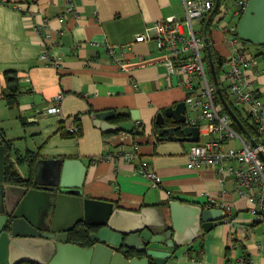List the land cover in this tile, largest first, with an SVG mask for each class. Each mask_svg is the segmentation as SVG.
Listing matches in <instances>:
<instances>
[{
	"label": "crops",
	"instance_id": "0c3cea01",
	"mask_svg": "<svg viewBox=\"0 0 264 264\" xmlns=\"http://www.w3.org/2000/svg\"><path fill=\"white\" fill-rule=\"evenodd\" d=\"M234 3L226 0L229 8ZM70 4L75 11L68 10ZM240 16L223 10L209 23L211 45L223 58L231 54L232 32L225 33L221 24L237 29ZM171 17L184 19V0H0V141L11 142L13 170L24 180L34 176L40 158L80 160L87 169L83 197L112 201L117 207L157 206L169 217L173 199L204 208L215 207L213 201L231 206L225 218L191 244L176 249L153 244L173 252L165 264H264V220L251 214L236 181L226 175L222 181L216 165L191 168L192 142L158 140L153 133L157 114L184 101L186 92L167 74L165 52L154 42H135V37L153 22ZM202 24L196 22L195 30L201 31ZM247 50L256 65L246 78L264 100V45L247 42ZM7 72L19 77L14 105L4 97ZM59 95L61 112L46 113ZM109 113L113 125L133 121V113L139 118L131 131H104L91 116ZM117 115L122 119L112 121ZM61 126L68 132L80 128L81 135L64 137ZM136 146L132 162L116 157ZM28 152L38 155L33 167L25 159ZM107 154L114 159L106 160ZM141 163L157 172L163 188H153L137 171Z\"/></svg>",
	"mask_w": 264,
	"mask_h": 264
},
{
	"label": "water",
	"instance_id": "95a60500",
	"mask_svg": "<svg viewBox=\"0 0 264 264\" xmlns=\"http://www.w3.org/2000/svg\"><path fill=\"white\" fill-rule=\"evenodd\" d=\"M219 4L220 0H216L204 26L209 67L226 111L237 128L257 146L225 98L218 79L208 26ZM237 32L246 42L264 45V0L247 1L237 23ZM185 109V101H180L157 114L158 140L199 141V128L184 126ZM109 115L112 114L91 117L104 131L112 128L131 131L139 118L133 113V121L113 125L108 123ZM260 156L264 162V153ZM6 159L7 147L0 141V264L26 261L37 264H165L173 252L153 244L172 249L191 244L226 216L222 208H204L180 199L169 201L167 217L164 208L157 206L130 210L105 199L83 197L87 169L80 160L73 158H40L35 163L33 177L25 179L23 184L9 183ZM80 222L92 228L89 247L69 242L70 231ZM132 251L145 255L126 257L125 254Z\"/></svg>",
	"mask_w": 264,
	"mask_h": 264
},
{
	"label": "built area",
	"instance_id": "2783aa9c",
	"mask_svg": "<svg viewBox=\"0 0 264 264\" xmlns=\"http://www.w3.org/2000/svg\"><path fill=\"white\" fill-rule=\"evenodd\" d=\"M247 1L235 0L234 6L229 8L223 0L221 13L224 10L226 15L233 13L240 16ZM215 4L216 0H184V19L171 17L155 21L137 34L135 42H154L164 51L167 74L176 77V84L185 89L184 126L198 127L200 134L199 141L190 145L189 166L216 165L222 181L225 175L236 181L239 193L250 203V212L255 219L264 220V162L260 156L261 152L264 153V100L246 78V71L255 67L256 59L249 55L247 42L236 33V26L232 28L223 21V31L232 32L231 54L224 58L217 75L224 95L225 92L228 94L232 105L253 128L254 134L251 135L257 143L254 146L234 126L232 117L222 104L205 54L204 31L194 28L196 22L207 19ZM15 8L25 10L22 4H15ZM68 10L75 11L71 4ZM59 21L63 23L65 17L60 16ZM42 26L48 29L46 23ZM109 49L112 52L116 50L113 47ZM42 57L49 60L48 52H43ZM61 98L62 95L54 98V105L48 106L46 113L61 112ZM232 142L236 144L232 145ZM136 148L120 152L116 157L132 162L138 155ZM114 156L107 154L105 159L110 161ZM137 171L150 181L153 188L164 187L162 178L146 164L141 163ZM167 193L173 196L172 191ZM210 205L227 212L231 210L229 204L220 207L213 201Z\"/></svg>",
	"mask_w": 264,
	"mask_h": 264
},
{
	"label": "trees",
	"instance_id": "16d2710c",
	"mask_svg": "<svg viewBox=\"0 0 264 264\" xmlns=\"http://www.w3.org/2000/svg\"><path fill=\"white\" fill-rule=\"evenodd\" d=\"M222 2H223V0H220V4H219L218 9L215 12V16L221 12ZM205 21H203V24H202V30H201L202 32L204 31ZM210 26H211V24L209 25V29H210ZM236 33L238 34V32H236ZM208 34L210 36V30H208ZM211 46L213 48V57H214L215 65H216V70H217V73L220 74V68H221V64H222L224 58L215 52L213 43ZM5 77H6V82H7V86H6L7 92H5L4 97L7 100L8 104L14 105L16 102H18V95H19V90H20L19 77L17 76V74L15 72L14 73L13 72H7V73H5ZM225 98L227 99V101L229 102V104L231 105V107L233 108L235 113L237 114V116L240 118V120L248 128L249 132L254 134L253 128L250 126L248 121H246L242 117V115L240 114L238 109L232 105V102L230 101V98L226 92H225ZM115 119L121 120L122 115H120V116L117 115L115 118L112 119V121H116ZM169 124H170V122H169ZM234 126L237 127L235 124H234ZM60 129L63 130L64 127L61 126ZM158 130H159V128H158L156 122L154 121L153 133L156 134L158 132ZM139 132H140V134H144L143 130H141V131L137 130V133H139ZM62 135L64 137H69V138L75 137V138H77L81 135V129L79 128V131H77V132H68V131L63 130ZM6 145H7L6 180H7V182L13 183V184H23L24 179L20 175H18L15 172V170H13L12 164L14 161L10 157L11 156V142L7 141ZM37 158H38V155L34 154L32 152H28L27 155L25 156V159L29 161V164L31 167L34 166V163H35ZM18 159L20 161L23 160L22 158H18ZM90 231H92V228L88 227L83 222L78 223L75 226V228L72 231H70V233H69V242L77 244L81 247L91 246L92 242L89 238ZM125 255H126V257L132 258V257H143L145 254L132 251V252H129L128 254H125ZM244 260L247 262L248 261L247 257H244ZM19 264H37V263L26 261V262H21ZM150 264H155V263L150 262Z\"/></svg>",
	"mask_w": 264,
	"mask_h": 264
},
{
	"label": "rangeland",
	"instance_id": "374dc122",
	"mask_svg": "<svg viewBox=\"0 0 264 264\" xmlns=\"http://www.w3.org/2000/svg\"><path fill=\"white\" fill-rule=\"evenodd\" d=\"M203 139H205V138L203 137ZM231 144H232V145H235L236 143H235V142H232Z\"/></svg>",
	"mask_w": 264,
	"mask_h": 264
}]
</instances>
